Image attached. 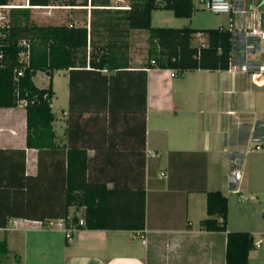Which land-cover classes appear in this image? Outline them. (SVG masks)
Masks as SVG:
<instances>
[{"label":"crops","instance_id":"crops-1","mask_svg":"<svg viewBox=\"0 0 264 264\" xmlns=\"http://www.w3.org/2000/svg\"><path fill=\"white\" fill-rule=\"evenodd\" d=\"M261 1L248 0L249 9L231 2L244 13L228 14L229 24H261ZM144 32L130 31L129 42L138 33L147 39ZM88 69L52 74L55 145L49 150L26 147L22 105L0 108V245L5 248L0 264H224L225 233L199 227L206 218L205 193L195 190L202 186L226 197V232H247L259 242L248 264H264V206L259 211L244 206L229 192L227 162L229 153L240 157L239 194L252 190L253 178L264 183V142L261 150L253 149L256 129L264 125V85L225 70L171 77L170 70L145 69L142 156L131 75L119 74L107 87L102 76L110 72ZM70 147L85 150L89 178L117 191L112 205L118 213L110 221H122L125 206L128 214L136 212V192L142 188L144 243L134 231L110 229H79L67 241L61 230L43 226L63 218ZM152 152L156 157H149ZM45 179L50 194L42 193ZM82 211L69 207L67 220L80 218Z\"/></svg>","mask_w":264,"mask_h":264},{"label":"trees","instance_id":"trees-1","mask_svg":"<svg viewBox=\"0 0 264 264\" xmlns=\"http://www.w3.org/2000/svg\"><path fill=\"white\" fill-rule=\"evenodd\" d=\"M27 7L12 8L9 11V28L0 39V108H13L24 101L26 117V147L38 152L51 149L54 144L51 111V77L60 70L85 69L89 73L102 70L110 72L102 76L110 82L119 74H130L131 85L136 87L139 153L143 156L145 133V90L147 74L145 69L174 71L176 75L195 70L224 71L233 49L232 34L219 26L210 29L158 28L151 27L153 11L166 10L176 18L190 19L194 12L193 0H128L126 5L114 6L112 0H25ZM12 4L11 0H0V6ZM89 7L88 29L86 24L74 26L68 21L40 25L31 19V10L48 6ZM264 28V15L261 18ZM71 25V26H69ZM130 31H146L147 50L145 62L129 65L128 41ZM197 32L206 35V46L192 45V36ZM29 44L28 65L19 61V54L25 50L20 42ZM152 62V63H151ZM24 66V67H23ZM22 69L21 76L17 72ZM132 69V70H131ZM42 72L48 78L45 88H38L33 77ZM143 158V157H142ZM69 170H65L63 197V218L74 206L83 209L81 217L73 216V223L82 219L77 228L86 230L141 231L144 228V193L138 187L137 209L128 214L127 206L120 222H112L117 210L112 205L117 191L108 190L104 183L89 178L87 157L82 148H69ZM48 179V176H46ZM49 182L42 183V193L49 191ZM205 193L206 218L199 222L205 232L225 233L224 264H248L249 253L254 249L252 236L247 232H226L227 199L220 191H206L204 186L195 190ZM5 251L0 245V253Z\"/></svg>","mask_w":264,"mask_h":264},{"label":"built area","instance_id":"built-area-1","mask_svg":"<svg viewBox=\"0 0 264 264\" xmlns=\"http://www.w3.org/2000/svg\"><path fill=\"white\" fill-rule=\"evenodd\" d=\"M203 9L212 12L214 14H233V13H244L241 9H238L237 5H233L231 2L226 0H207L203 2ZM21 7L14 4H8L0 6V39H3L6 34V29L9 28V11L12 8ZM27 7V6H26ZM63 8V9H75L77 7L71 6H48L45 8ZM89 16V14H88ZM89 20V18H88ZM87 20V23H88ZM86 26L88 28V25ZM71 26V25H69ZM232 34L231 41L233 43V49L230 52L228 57L227 68L225 71L231 75L242 74L248 76L250 81L255 86L264 85V28L261 24L256 25H233L232 22L226 28ZM196 41L197 44L195 47L201 48L206 46V35L202 32H197L192 36V43ZM20 45L25 48L19 54V61L23 65H28V57H29V44L26 41L20 42ZM2 54L0 52V60ZM152 63V62H151ZM24 67V66H23ZM21 68L17 72V76H21L22 74ZM150 69H146L149 71ZM171 77H176V73L174 71H170ZM20 105H24V101L19 102ZM257 131V140L254 142L253 149L258 151L261 150V145L264 142V125L259 126L256 129ZM149 157H156L155 153H150ZM228 166L230 168L229 178L231 179L230 191L231 193L237 194L238 201H247L248 197L239 194V189L236 187L237 182H240L242 179V174L240 170V157L236 154L229 153L227 157ZM163 174H160V177H163ZM264 198V195L262 196ZM83 225L82 219L78 220V222L73 223L72 220L59 219V220H48L43 224L45 228L48 229H58L64 233V237L67 241H70L73 237V234L77 232L78 226ZM134 237H139L143 240L142 231H134ZM259 242L254 243V247H257Z\"/></svg>","mask_w":264,"mask_h":264},{"label":"rangeland","instance_id":"rangeland-1","mask_svg":"<svg viewBox=\"0 0 264 264\" xmlns=\"http://www.w3.org/2000/svg\"><path fill=\"white\" fill-rule=\"evenodd\" d=\"M207 0H193L194 12L190 19L186 18H176L173 16L172 12L166 10H157L153 11L151 15V27L155 28H183L189 27L193 29H210L217 28L222 26L227 28L229 25V16L225 14H214L203 9V2ZM232 2H243L244 8L249 9L246 5L248 0H226ZM128 0H112V4L114 6H122L126 5ZM261 4H264V0L261 1ZM11 3L14 5L26 7L25 0H11ZM31 10V19L34 23L40 25H50V24H58L68 21L72 23L74 26V22L77 25L82 26L87 23L89 18L88 11L89 7H77L75 9H63V8H35ZM69 14L72 16L70 19ZM144 34H148L146 31ZM148 38V37H147ZM129 42V41H128ZM197 42L194 41L192 45H196ZM146 50H147V39H143L141 34H136L130 39L128 43V52L127 55L130 56L132 62L137 64H141L145 62L146 58ZM48 78L42 72H37L33 77V82L38 88H44L48 84ZM250 189L244 193L243 195L248 197V201H242L241 204L255 206L258 208V211L261 210L264 206V183L263 181H257L253 178V181H250ZM230 202L234 201L233 195L229 198Z\"/></svg>","mask_w":264,"mask_h":264}]
</instances>
